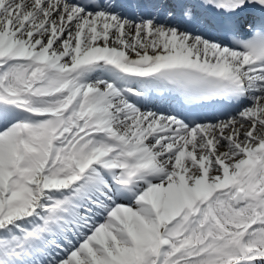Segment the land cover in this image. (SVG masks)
I'll use <instances>...</instances> for the list:
<instances>
[{"label": "snow or ice", "instance_id": "1", "mask_svg": "<svg viewBox=\"0 0 264 264\" xmlns=\"http://www.w3.org/2000/svg\"><path fill=\"white\" fill-rule=\"evenodd\" d=\"M0 264H264V0H0Z\"/></svg>", "mask_w": 264, "mask_h": 264}]
</instances>
